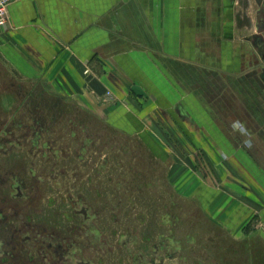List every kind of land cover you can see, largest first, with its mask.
Returning <instances> with one entry per match:
<instances>
[{"label": "rangeland", "instance_id": "rangeland-1", "mask_svg": "<svg viewBox=\"0 0 264 264\" xmlns=\"http://www.w3.org/2000/svg\"><path fill=\"white\" fill-rule=\"evenodd\" d=\"M229 6L238 25L261 34L250 74H237L230 88L221 80L217 97L240 109L252 104V143L263 150L264 0ZM165 133L148 141L123 131L0 52V264H264V222L232 228L192 196L195 182L221 180L202 149L193 148L189 163L190 152ZM180 161L192 174H173Z\"/></svg>", "mask_w": 264, "mask_h": 264}, {"label": "crops", "instance_id": "crops-1", "mask_svg": "<svg viewBox=\"0 0 264 264\" xmlns=\"http://www.w3.org/2000/svg\"><path fill=\"white\" fill-rule=\"evenodd\" d=\"M220 1L14 0L0 52L123 131L148 141L166 131L167 142L190 152L189 163L202 149L222 185L201 179L187 187L237 229L264 222V149L252 143V104L239 114L217 97L221 80L230 88L237 74H250L253 47L250 26L235 22L230 0ZM181 161L173 174H192Z\"/></svg>", "mask_w": 264, "mask_h": 264}, {"label": "built area", "instance_id": "built-area-1", "mask_svg": "<svg viewBox=\"0 0 264 264\" xmlns=\"http://www.w3.org/2000/svg\"><path fill=\"white\" fill-rule=\"evenodd\" d=\"M14 0H0V32L9 21V5Z\"/></svg>", "mask_w": 264, "mask_h": 264}, {"label": "flooded vegetation", "instance_id": "flooded-vegetation-1", "mask_svg": "<svg viewBox=\"0 0 264 264\" xmlns=\"http://www.w3.org/2000/svg\"><path fill=\"white\" fill-rule=\"evenodd\" d=\"M263 18H259V20H260V22L258 23V25H260V27L262 26V23H261V20H262ZM263 26H264V24H263ZM264 28V27H263ZM257 33H259V32H256V31H254V32H251V40H252V42H255L256 41V39L255 38H257V36H254L255 34H257ZM259 34H261V33H259ZM255 39V40H254ZM254 40V41H253ZM264 43H262V45H263ZM250 55H251V60H250V63H249V66H248V69H250V70H252V51H251V53H250ZM260 57H261V60H260V62H259V65H258V67L259 66H261V67H264V50H262V52H261V54H260ZM17 188L20 190V186H17Z\"/></svg>", "mask_w": 264, "mask_h": 264}]
</instances>
